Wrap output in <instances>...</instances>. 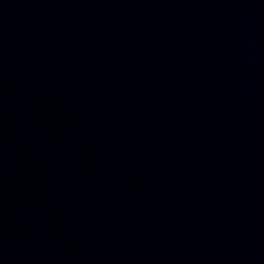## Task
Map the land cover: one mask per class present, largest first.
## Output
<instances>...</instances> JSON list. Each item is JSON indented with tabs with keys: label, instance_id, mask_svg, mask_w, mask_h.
Returning <instances> with one entry per match:
<instances>
[{
	"label": "water",
	"instance_id": "95a60500",
	"mask_svg": "<svg viewBox=\"0 0 264 264\" xmlns=\"http://www.w3.org/2000/svg\"><path fill=\"white\" fill-rule=\"evenodd\" d=\"M0 264H264V0H0Z\"/></svg>",
	"mask_w": 264,
	"mask_h": 264
}]
</instances>
